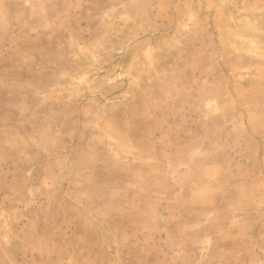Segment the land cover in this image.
I'll return each mask as SVG.
<instances>
[{"label": "rangeland", "instance_id": "374dc122", "mask_svg": "<svg viewBox=\"0 0 264 264\" xmlns=\"http://www.w3.org/2000/svg\"><path fill=\"white\" fill-rule=\"evenodd\" d=\"M0 264H264V0H0Z\"/></svg>", "mask_w": 264, "mask_h": 264}]
</instances>
